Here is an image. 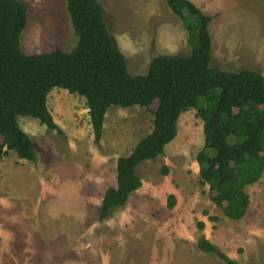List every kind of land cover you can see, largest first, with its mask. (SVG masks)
Segmentation results:
<instances>
[{
	"label": "rangeland",
	"instance_id": "374dc122",
	"mask_svg": "<svg viewBox=\"0 0 264 264\" xmlns=\"http://www.w3.org/2000/svg\"><path fill=\"white\" fill-rule=\"evenodd\" d=\"M18 1L27 17L20 39L25 55L69 52L75 46L64 0ZM188 1L212 18L211 67L250 69L264 76V0ZM98 4L130 75L146 74L154 57L190 55L187 32L165 0ZM46 104L63 134L20 117L18 124L34 145L36 161L20 160L12 151L0 160V264H198V258L191 262L193 256L200 264H221L215 255L197 256L201 238L212 239L217 250L240 264H264V173L245 190L250 201L246 216L227 219L223 205L210 202L209 188L201 185L195 171V157L203 147L202 122L195 110L180 115L177 134L161 156L135 168L145 191L153 184L163 193L141 202L153 203L154 215L136 214L139 202L133 197L123 206L125 213L130 211L126 218L134 221L127 230L137 231L142 222L144 230L114 233L120 219L106 227L98 217L102 196L116 186L117 158L128 156L151 132L157 102L148 108L111 106L98 144L82 97L55 88ZM169 188L177 189L172 210L166 208L167 196L173 195ZM211 217L219 220L212 222ZM203 220L208 223L205 232L197 228Z\"/></svg>",
	"mask_w": 264,
	"mask_h": 264
},
{
	"label": "trees",
	"instance_id": "16d2710c",
	"mask_svg": "<svg viewBox=\"0 0 264 264\" xmlns=\"http://www.w3.org/2000/svg\"><path fill=\"white\" fill-rule=\"evenodd\" d=\"M64 1L75 46L69 52L30 56L20 49L27 22L24 5L18 0H0V160L12 151L20 160L36 161L34 145L18 124L20 117L35 119L49 131L63 134L46 104L52 89L84 99L95 144L102 139L111 106L148 108L156 101L151 132L128 156L116 160V186L104 191L98 212L99 219L105 220L141 187L136 166L161 156L177 134L180 115L193 109L202 122L203 147L195 157L200 183L208 186L213 205H223L227 219L243 218L250 202L245 189L264 173L262 73L211 67L212 18L188 0H165L187 32L190 55L157 56L146 74L130 75L109 35L98 0ZM166 172L163 169L162 175ZM175 203V196L168 195L166 208L172 210ZM203 227L197 223L198 229ZM197 249L215 255L222 264H240L205 239L198 240Z\"/></svg>",
	"mask_w": 264,
	"mask_h": 264
},
{
	"label": "crops",
	"instance_id": "0c3cea01",
	"mask_svg": "<svg viewBox=\"0 0 264 264\" xmlns=\"http://www.w3.org/2000/svg\"><path fill=\"white\" fill-rule=\"evenodd\" d=\"M187 34V33H186ZM195 171L196 172H198V166L196 167L195 166ZM141 187L138 189V190H136L135 192H133L130 196H129V198H128V200H127V202L125 203V205H127L129 202H130V200L133 198V197H137L136 198V200L139 202V206H138V208L139 209H137V211H136V214H139V213H141L142 215L143 214H148V212L150 213V214H153L154 215V212L156 211V207L154 206V204L152 203V207L151 206H149V205H147L148 204V201L146 200V203H144V204H142L141 202H145V198L147 197V196H150V195H153V196H156V194L158 195V196H160L161 194H163V193H161L162 191H158V187H156V186H154L153 184H150V186H147V187H149L148 189L146 188V191H145V187L143 186V182L141 181ZM246 190V189H245ZM169 191L171 192V194H173L174 196H175V199H177V195H176V192H177V189L176 188H172V189H170L169 188ZM153 202V201H152ZM124 207H120V208H117V209H115V210H113L112 212H111V214H110V216L107 218V219H105V220H103L104 221V223H105V226L107 227V226H113L112 225V222L113 223H116L117 222V224L119 225V226H117V229H116V231L114 232V233H121L123 230H125L126 232L128 231L129 233H140L141 231H143L144 229L143 228H145V226H144V223L142 222L140 225H139V228H138V230L137 231H135V230H133V229H131L132 227H130L128 230H127V227H128V225L129 224H131V222H134L133 221V219L131 220V219H129V218H131V217H128V218H126V215H128V212H130V211H128L127 213H125L124 212V209H123ZM150 210H151V212H150ZM247 210H248V208H247ZM246 214H247V211H246ZM246 214H245V216H246ZM116 217V218H115ZM135 217V216H134ZM153 216H151L150 218L154 221L155 219H153L152 218ZM114 218H115V220H118V219H120V220H118V221H116V222H114ZM141 218V217H140ZM155 218V217H154ZM218 218V217H217ZM159 219H157L156 218V222L158 221ZM147 221H149V220H147ZM145 222V221H144ZM202 222V224H203V226H204V232L206 231L205 229H206V227H207V225H208V223H207V221L206 220H203V221H201ZM129 223V224H128ZM134 224V223H133ZM114 227V226H113ZM131 229V230H130ZM111 231V230H110ZM92 232H94V231H92ZM111 232H113V230L111 231ZM77 233H79V232H77ZM101 233V232H100ZM104 233V232H103ZM180 233H185V232H183V231H180ZM209 240V239H208ZM211 243H212V239H210L209 240ZM192 244V243H191ZM194 245H195V243H194ZM195 252H197L196 254H197V256H199V254L201 253L202 254V256H203V254H205V253H202V252H200L198 249H197V246H196V250H195ZM205 255H211V254H205ZM198 258V259H197ZM230 258H232V259H234V260H236L234 257H231L230 256ZM197 259V260H196ZM202 259V258H201ZM190 260H191V262L193 263V261L194 260H196V261H198V264H200V259H199V257H195V256H193V258H190ZM238 262V261H237ZM239 263V262H238ZM105 264V263H104ZM110 264V263H109ZM114 264H117V262H115ZM119 264H122V262H119ZM194 264V263H193ZM222 264V263H221Z\"/></svg>",
	"mask_w": 264,
	"mask_h": 264
}]
</instances>
